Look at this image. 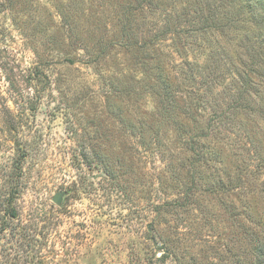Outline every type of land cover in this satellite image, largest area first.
Here are the masks:
<instances>
[{
	"label": "rangeland",
	"instance_id": "374dc122",
	"mask_svg": "<svg viewBox=\"0 0 264 264\" xmlns=\"http://www.w3.org/2000/svg\"><path fill=\"white\" fill-rule=\"evenodd\" d=\"M130 1L0 0V264L45 256L43 264H258L264 82L251 77L256 92L226 121L217 117L229 99L223 82L206 85L181 70L203 67L211 52L229 84L247 46L242 34L262 6L153 0L152 10L134 13L125 47L118 28ZM211 13L239 24L156 36L165 16L169 29L181 23L186 33V23ZM160 70L190 106L174 97L163 118ZM200 135L219 156L193 171L184 142ZM223 171L242 185L218 189ZM187 188L188 208L153 213ZM154 224L162 238L152 255L146 238Z\"/></svg>",
	"mask_w": 264,
	"mask_h": 264
},
{
	"label": "trees",
	"instance_id": "16d2710c",
	"mask_svg": "<svg viewBox=\"0 0 264 264\" xmlns=\"http://www.w3.org/2000/svg\"><path fill=\"white\" fill-rule=\"evenodd\" d=\"M135 3V5H133ZM248 4L251 6H257L258 3L262 6L263 12H264V0H238V4ZM153 0H131L130 5L126 6L123 19H121V22L119 24V30L118 34L119 37L122 41H124V46L126 47L128 44V40L130 39V34L132 33L131 31V24H132V17L135 12L137 11H144V10H152L153 7ZM214 13H211L210 18H201L199 20H192L191 22L186 23V33L184 29H182V26L177 23L173 24V29H169V25H172V21L165 16L163 26L160 28L159 33L156 35L158 36H163L166 33H172L173 35L176 36H184L187 37L186 35L189 34H202L206 33L208 30L215 29L218 30L220 29H227L229 30V27H235L238 23L239 20L236 22L234 21H217L215 18L212 17ZM239 24V23H238ZM248 27L245 28L246 34H242V38L240 40L245 41L247 43V46L245 47L244 54L240 53L239 49V54L236 55V62L237 66H235L234 70L232 71V75L230 77V80H227L229 84H225L226 80L224 78V75L222 72H220V68L217 65V60L215 59L213 53L209 52L207 55V59L203 67H197L196 71H193L192 67L188 71H183L181 72H186L187 74L181 75L182 77H185V79L189 78L191 80L194 79L196 74H198V77L202 78L204 80L203 84H208L215 82L217 80V83L221 80L223 83H221L223 89H226V93L229 97L227 101L224 102L225 107L221 110V112L218 114L217 117H223L228 120L225 114H231L232 110L238 111L239 109L242 113H244L246 107L243 105V103L247 102L248 99L256 92V90H252L254 86H256V82L253 81L251 78L252 76L255 77L259 82H264V14L263 16L260 17L259 20H255L254 22H249L247 23ZM181 28H179V27ZM182 30V32H181ZM155 36V37H156ZM145 46H141L140 49H144ZM189 74V75H188ZM157 83L159 82L160 85H163L164 92L163 93H157L158 96V109H156V113L160 118L163 117H169L170 115L168 114L172 110H174V105H175V98H182L179 96V94H176L174 91L168 90L170 87L168 78L165 74H163V71L160 70L159 74L156 77ZM231 86V87H230ZM162 89V90H163ZM126 91V90H125ZM196 91L198 89H195L193 92L196 94ZM174 92V93H173ZM219 92V91H218ZM225 92V91H224ZM179 93V92H178ZM222 94H225L223 92H220ZM127 96L129 97V91L126 92ZM175 97V98H174ZM174 98V99H173ZM183 104L186 105V102L181 99ZM240 102L242 104H240ZM191 103V102H189ZM188 108L190 106L186 105ZM189 112H186V114ZM264 114V111H263ZM165 115V116H164ZM217 135H221V132L218 131ZM216 140H217V136ZM207 137L205 135H200V136H195V137H189L186 138L184 144L186 145V148H184V152L189 153L191 156H193V159L190 161V168L191 170H195L198 164H205V162H209L211 157L217 159L218 154L215 153L213 150H215L216 145L206 142ZM206 156H209L206 158ZM211 156V157H210ZM187 157V156H186ZM264 165V164H263ZM263 165H259V167H264ZM238 169V167H237ZM192 172V171H191ZM107 175H109V172L107 171ZM224 177L223 178H218L213 182V185L225 189L228 187L230 189V183L232 181H236L238 184L241 183L242 185V180L236 175L232 178L223 171ZM229 185V186H228ZM211 191V190H209ZM193 190L191 188H187L184 190V193L182 194L181 198L171 201V202H165L162 205H156L154 209L152 210L153 213H155L156 216L162 215V214H169L171 211L170 208H177V209H182V208H188L190 205V201L193 198ZM174 208V209H175ZM170 211V212H169ZM9 216L11 218H16L17 217V212L15 208L10 207V212ZM163 222L158 223V225H161ZM156 225L154 224L153 228L148 231L149 236L147 235V242H150L151 247H153L152 255H155V245H157V239H161V235L159 231L156 229ZM161 241V240H160ZM162 246L167 244L164 240L160 242ZM262 249L260 248L258 252L260 255L258 256V264H261L262 259L264 258V245L261 244ZM169 249V247H168ZM167 252V251H166ZM164 252V253H166ZM46 257V256H45ZM45 257H39L35 264H43L46 260ZM262 257V258H260ZM261 261V262H260ZM147 264H154V261L152 259L147 261Z\"/></svg>",
	"mask_w": 264,
	"mask_h": 264
},
{
	"label": "water",
	"instance_id": "95a60500",
	"mask_svg": "<svg viewBox=\"0 0 264 264\" xmlns=\"http://www.w3.org/2000/svg\"><path fill=\"white\" fill-rule=\"evenodd\" d=\"M58 196H55V198H53L54 202H57Z\"/></svg>",
	"mask_w": 264,
	"mask_h": 264
}]
</instances>
